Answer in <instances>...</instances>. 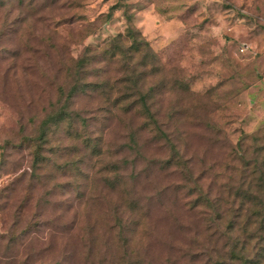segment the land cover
<instances>
[{
    "label": "rangeland",
    "instance_id": "rangeland-1",
    "mask_svg": "<svg viewBox=\"0 0 264 264\" xmlns=\"http://www.w3.org/2000/svg\"><path fill=\"white\" fill-rule=\"evenodd\" d=\"M260 146L264 0H0V264H242Z\"/></svg>",
    "mask_w": 264,
    "mask_h": 264
},
{
    "label": "trees",
    "instance_id": "trees-1",
    "mask_svg": "<svg viewBox=\"0 0 264 264\" xmlns=\"http://www.w3.org/2000/svg\"><path fill=\"white\" fill-rule=\"evenodd\" d=\"M142 41L145 43V46L149 47V44L145 42V40L142 39ZM140 47V45H137V51L140 50ZM77 93V89H75L69 96V99L72 100L74 97L77 96ZM147 101V97L143 96L140 98H135V96H125L118 98L115 102V105L120 106L124 110V113L126 115L133 114L138 117L148 119L146 120V123H148L147 127H151L152 129L151 122L156 126L158 125V122L155 115L151 112ZM77 116V114H73L71 112H69V114L64 112L61 115L56 116L54 120H57L59 118V121H65L67 119V121H70L71 128H73ZM44 126L47 127L48 123H45ZM154 131H157L158 133H163V131L159 128L154 129ZM76 136L79 137L78 135ZM44 139H48V132L46 129H43L42 131V140ZM164 139L169 143L171 142L169 137H165ZM93 141L94 140L90 138L89 141L88 139H86L84 142L87 147H92L94 145L92 144ZM244 144V142L239 144L238 155L242 156V158L244 157ZM93 147L96 148V146ZM258 153L259 155H261L260 159L257 158L254 161L248 162V164H246V168L251 169L249 171V173H251L249 177L252 179L249 184L253 183V181H257L258 189L254 191L249 185V188L245 193L240 192L239 190L236 192L235 197L238 201H241L242 205L241 208L233 214L234 221L231 220L228 226V229L231 233L238 231L242 234L245 239L244 242L241 243L240 240H238L235 244V249L238 247V244H240V252L242 255H244V257H242V264L264 263V245H261V248L258 250L256 259L245 257V254L251 241H257L258 244H262L264 242V146H260ZM175 159L176 157L173 158V161H170L168 163H174ZM120 171V167H117L115 171V176L117 177L115 179V185H119L122 183L123 176ZM255 175H258V179L254 177ZM204 199L206 200L207 196H203V200ZM208 203L212 208H214V205L211 204V201H209ZM245 213L246 219L242 220V217ZM234 253L236 254L237 252ZM235 256L239 255L236 254Z\"/></svg>",
    "mask_w": 264,
    "mask_h": 264
}]
</instances>
